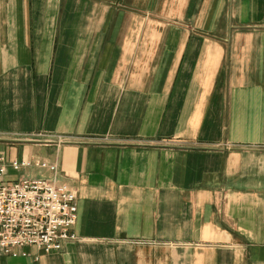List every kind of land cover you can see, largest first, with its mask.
Wrapping results in <instances>:
<instances>
[{
	"label": "crops",
	"instance_id": "crops-1",
	"mask_svg": "<svg viewBox=\"0 0 264 264\" xmlns=\"http://www.w3.org/2000/svg\"><path fill=\"white\" fill-rule=\"evenodd\" d=\"M0 157L78 208L0 264H264V0H0Z\"/></svg>",
	"mask_w": 264,
	"mask_h": 264
},
{
	"label": "built area",
	"instance_id": "built-area-1",
	"mask_svg": "<svg viewBox=\"0 0 264 264\" xmlns=\"http://www.w3.org/2000/svg\"><path fill=\"white\" fill-rule=\"evenodd\" d=\"M0 157V178L6 173ZM29 163L15 161L18 171ZM52 171L56 167L41 164ZM75 193L45 179H22L0 184V253L5 256H29L27 248L50 253L61 251L76 240L78 208Z\"/></svg>",
	"mask_w": 264,
	"mask_h": 264
}]
</instances>
